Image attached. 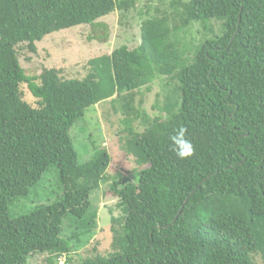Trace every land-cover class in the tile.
Listing matches in <instances>:
<instances>
[{
  "label": "trees",
  "instance_id": "trees-1",
  "mask_svg": "<svg viewBox=\"0 0 264 264\" xmlns=\"http://www.w3.org/2000/svg\"><path fill=\"white\" fill-rule=\"evenodd\" d=\"M134 6L0 0V264H26L36 252L58 264L88 244L96 219L89 196L110 154L92 143V157L79 163L69 130L85 109L114 98L127 115L120 147L139 167L137 180L114 179L122 214L110 216V251L81 264H264V0H170L141 21L138 45L88 59L82 78L53 67L27 75L20 66L19 44L34 53L45 35L78 25L105 41L98 19ZM209 20L220 23L217 33ZM195 22L206 37L190 53L183 37ZM159 76L177 85L138 131L134 95ZM21 83L37 107L22 99ZM180 127L195 149L185 159L170 139ZM52 166L62 192L42 202L35 188ZM29 199L36 203L27 213L12 211Z\"/></svg>",
  "mask_w": 264,
  "mask_h": 264
},
{
  "label": "rangeland",
  "instance_id": "rangeland-1",
  "mask_svg": "<svg viewBox=\"0 0 264 264\" xmlns=\"http://www.w3.org/2000/svg\"><path fill=\"white\" fill-rule=\"evenodd\" d=\"M169 2L170 0H135L133 8L127 11L116 10L99 18L98 21L105 23L108 27L105 41L96 39L98 32L93 31L89 25H78L45 35L35 42L36 51L34 53L27 49L26 43H21L16 47L20 66L27 75H38L43 68L53 67L58 69L64 78H82L87 71L85 64L88 59L110 54L120 45H126L130 49L138 45L141 21L152 15L157 8L161 9L164 6L168 9ZM210 21H206L205 26L210 24L209 27L217 33L220 30V23L215 20ZM100 33L103 34L101 31ZM205 37L202 26L195 22L187 29L183 40L191 53ZM176 85L175 78L159 76L135 93L132 103L135 109L133 114L138 112L141 115L134 120L133 125L136 130L142 131L153 117L159 115L154 108L156 99L159 98L161 102L166 90ZM19 90L24 101L32 107H37L36 99L31 95L25 83L19 85ZM121 105L122 101L117 98L113 101L109 99L100 101L85 109L83 116L77 119L69 130L79 163H84L92 157L94 151L92 143L107 149L110 154V163L105 171V180L89 196V201L96 210L91 239L81 249L60 255L57 258L58 264H64L67 258L72 264H81L87 257L105 255L110 251V216L122 214V208L110 191V186L119 175L124 182L136 181V173L139 169L133 158L120 147V138L123 136L125 126L124 120L127 117ZM143 114L146 116V123L143 122ZM35 191L42 202L52 201L61 194L62 184L55 166L50 167L42 176ZM34 203L36 202L31 199L24 200L12 211L27 213ZM71 229V222L65 220L63 235H69ZM46 257V253L36 252L27 258L26 264H46ZM256 263L261 264L258 257Z\"/></svg>",
  "mask_w": 264,
  "mask_h": 264
},
{
  "label": "clouds",
  "instance_id": "clouds-1",
  "mask_svg": "<svg viewBox=\"0 0 264 264\" xmlns=\"http://www.w3.org/2000/svg\"><path fill=\"white\" fill-rule=\"evenodd\" d=\"M170 139L172 149L180 159L188 158L194 154V145L186 137V129L184 127H180Z\"/></svg>",
  "mask_w": 264,
  "mask_h": 264
}]
</instances>
